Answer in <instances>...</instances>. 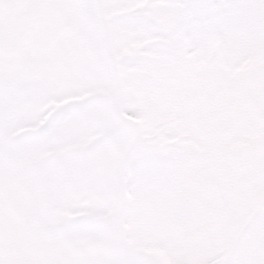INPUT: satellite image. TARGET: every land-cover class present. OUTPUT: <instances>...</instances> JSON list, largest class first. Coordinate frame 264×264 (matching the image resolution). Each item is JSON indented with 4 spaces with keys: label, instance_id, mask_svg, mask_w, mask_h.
<instances>
[{
    "label": "rangeland",
    "instance_id": "obj_1",
    "mask_svg": "<svg viewBox=\"0 0 264 264\" xmlns=\"http://www.w3.org/2000/svg\"><path fill=\"white\" fill-rule=\"evenodd\" d=\"M105 1L115 10L132 7L127 4L128 0ZM131 1L137 8L135 9L137 12L140 11L141 5L163 3L150 15L153 16L154 26H162L165 31L156 34L148 26H134L132 29L124 28L128 37L124 45L119 46L118 38H116L115 50L121 62L123 74L119 85L121 107L129 114L140 118L142 124L152 125L154 133L157 128H160L156 125L172 124L176 110L183 109V105H187L190 111H182L176 117L182 116L187 122L197 119V123H200L204 132L217 137L215 140H204L198 145H204L207 141L210 143L187 152L182 157L177 180L167 186L162 185L157 190V194L153 197L155 199L150 204L160 203L164 207L168 206L169 209H180L182 215L180 219L172 222L173 218L179 217L180 211L171 210L169 215L164 217L169 220L168 225H163L159 217L158 225L162 228L168 227L166 229L170 231H165L167 234L162 232L152 234L145 244H143L145 239L141 240L139 247L159 264L215 263L218 257H225L228 251L232 253L235 246H247L257 229L264 227V222L259 219L261 207L264 205V75L262 77L261 63L257 55L264 51V39L259 42L257 27L250 25L248 47L237 57V60H234L224 49V39L226 33L230 36L237 32L239 29L237 22L205 15L204 21L207 27L195 32L201 37L204 34L206 37L212 36L213 40L206 42L210 46L216 45V48L220 49L215 52L216 55H220V58L224 60L222 59L218 65L219 68L202 71L205 67L204 63L213 58V51L207 50L199 41L195 42V48L177 41L178 32L165 28L164 22L174 21V18H171L172 15L168 13V8H163L167 4L166 1L155 0L154 4L147 0H130L129 2ZM176 1L182 3L186 0ZM76 2L83 6L86 0H76ZM112 12L117 14L114 10ZM176 17L178 18L174 21L175 24L182 28L184 25L182 26L180 16L176 15ZM129 21L131 17L127 18L123 14L121 24L125 25ZM158 24L160 26H157ZM214 26L216 28L212 29ZM116 30L118 35V29ZM211 30L214 31L211 32ZM75 37L77 42L84 40L82 33ZM152 40H160L162 46H158V42L153 44ZM187 40L192 41L194 37L191 36ZM144 42L147 47H143ZM174 44H176L175 47ZM202 48L205 50L202 51ZM58 54H62V51L59 50ZM195 55H200L201 61L197 57L191 59ZM185 56L191 59L189 63L191 68L187 67ZM261 57L264 56L261 55ZM58 58L60 63H56L51 71L54 76L49 77L47 68L42 67L41 73L38 74L39 82L51 80L59 86L64 78L75 77L80 73V66L72 69V66L69 67L61 62L60 55ZM180 62L184 63L180 64ZM246 64L249 70H244L243 73L235 76L237 69L245 68ZM262 66L264 68V61ZM205 74L213 78H204ZM228 76L235 77L239 81L243 80L240 82L248 86L228 81ZM112 85L113 78L109 77L102 83H90L85 88L77 82L66 83L57 94L46 95V104L50 102L46 106L52 108L55 102L65 97L83 95L97 90L109 95ZM237 86V92L233 93ZM173 95L175 99L171 107L172 102L168 96L173 97ZM161 132L166 133L162 130ZM172 135L175 133L168 137ZM165 137H167L166 134ZM198 177L201 178L200 185L206 192L198 190L191 195L190 191L185 190L183 186ZM180 192L188 197L182 200L177 199L175 194ZM150 197L152 195L146 193L139 196V199L146 201ZM162 213L159 211V215ZM150 218L151 215L149 218L146 215L145 220L140 216V222L145 221L149 226L145 227L147 231L152 229L149 225L152 222ZM173 225L181 226L180 230ZM2 226L3 221L0 219V229ZM199 226L205 227L196 233V228ZM226 231H234L236 234L232 238L231 245L220 246L221 241L214 240L213 235ZM254 241L255 243H250L248 246L250 248L247 250L252 254L245 256V252L242 253L244 258H250L248 262L243 260L242 264H264V254L259 253L264 251V245H255L256 243L264 244V235H255ZM18 252V246L0 243V259L8 258V264H21L17 259ZM237 256L232 264L241 262ZM68 261L71 264L74 260L71 258ZM34 264H44V261L35 260Z\"/></svg>",
    "mask_w": 264,
    "mask_h": 264
},
{
    "label": "snow or ice",
    "instance_id": "obj_2",
    "mask_svg": "<svg viewBox=\"0 0 264 264\" xmlns=\"http://www.w3.org/2000/svg\"><path fill=\"white\" fill-rule=\"evenodd\" d=\"M188 7L197 8H213L222 6L220 0H200L199 3L187 5ZM136 22H139L138 20ZM29 98L22 95H11L6 76L0 77V110L6 111L10 102L17 104L25 103ZM91 103V102H89ZM84 104H70L58 110L48 123L34 134L30 140L27 135L15 137L9 140V133L15 127L14 124L7 119L0 120V145L3 146L5 154L10 149H19L27 143L36 142L44 137L49 128L57 121L65 119H74L85 111ZM172 150L158 146L139 143L132 151L126 167L125 173L120 177L119 183L121 187L128 188L135 180L155 178L162 175L165 171L164 165L170 158ZM86 213L75 220L67 222L61 229L63 234L71 235L77 232L89 230L94 225L93 217L88 214L90 209H80ZM259 219L264 222V209H261ZM120 264H150V262L134 253H127L120 261Z\"/></svg>",
    "mask_w": 264,
    "mask_h": 264
},
{
    "label": "bare ground",
    "instance_id": "obj_3",
    "mask_svg": "<svg viewBox=\"0 0 264 264\" xmlns=\"http://www.w3.org/2000/svg\"><path fill=\"white\" fill-rule=\"evenodd\" d=\"M220 8L223 9V10H225V11L227 10L225 7H222V6Z\"/></svg>",
    "mask_w": 264,
    "mask_h": 264
}]
</instances>
